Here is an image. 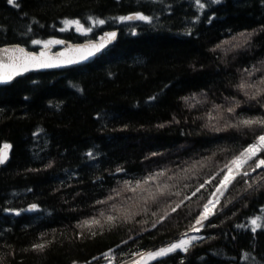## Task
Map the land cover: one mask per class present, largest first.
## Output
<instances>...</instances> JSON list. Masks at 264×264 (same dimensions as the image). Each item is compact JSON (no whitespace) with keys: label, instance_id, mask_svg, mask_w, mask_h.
<instances>
[{"label":"trees","instance_id":"obj_1","mask_svg":"<svg viewBox=\"0 0 264 264\" xmlns=\"http://www.w3.org/2000/svg\"><path fill=\"white\" fill-rule=\"evenodd\" d=\"M15 2L21 7L0 0V45L24 44L30 38L47 39L49 36L81 41L103 30L117 28L119 32L114 43L87 64L61 71L29 73L0 86V109H3L0 111V144L11 145L9 159L0 165V209L23 208L32 202L41 205L37 212H25L20 216L0 211V233L5 234L0 244H10L17 250L15 256L7 258L8 264H70L73 259L91 260L93 256L97 257L93 264H103L99 253L126 240V229L105 231L103 236L98 235L95 239L74 244L65 242L63 246L58 238L56 244L42 255L18 250L46 228H57L59 237L62 225H70L75 218L87 214L84 203L91 204L93 198H99V186L93 177L107 179L105 169L113 171L121 165L130 173L139 174L144 168L141 158L149 152L167 150L176 154L177 148L185 145L186 151L179 153L183 158L199 148L211 149L215 144L238 149L239 145L250 142V134L200 131L199 122L193 127L191 117L206 111L210 105L189 112L178 98L203 88L208 93V100L218 104L223 102V96L237 95V99L243 100L226 85L235 82L238 68L248 67L264 58V32L257 33L253 46L244 52L223 54L209 49L225 39L229 31H251L264 25V4L261 0H221L220 4L208 7L207 0H201L206 3V9L199 12L198 22L189 19L187 27H192L193 33L187 35L182 31L186 26L185 18L199 11L194 0ZM132 11H143L155 19L151 24L142 21L113 23L108 19ZM212 12L216 15L210 22H205ZM90 14L105 19L106 24L95 27L87 35L72 29L60 31L65 17L81 18V22L89 26L86 17ZM130 27L137 28L136 34L130 32ZM27 28L32 30L23 35ZM25 46L36 48L30 43ZM218 55H225L227 66L216 59ZM164 85L169 86L161 93ZM153 94H159V99L146 102ZM241 108L246 114H254L247 112L244 104ZM97 113L108 115L100 118ZM173 114L181 121L179 125L156 127L170 121ZM186 115L189 116L187 123L184 121ZM37 128L43 131L33 138L32 133ZM181 128L191 135H181ZM214 135L221 139H211ZM227 135L233 139H225ZM89 148L100 153L94 162L83 155ZM225 155L230 153L218 154L216 159L222 163ZM168 159H175V155ZM49 160L54 161L53 166L45 169L43 165ZM73 168H78V177L71 176L70 171L65 172V169ZM116 177L127 178L121 174ZM61 181L68 187L60 188ZM114 183L113 179L104 186L112 187ZM29 188L31 192L26 191ZM53 188L59 191L54 194ZM74 192L83 195L73 201ZM243 204L244 201H240L236 205L240 211L220 229L210 230L217 239L207 240L194 249L189 264H253L254 260L260 264L264 261V230L258 229L253 234L250 228L234 227L247 224L246 217L259 214L264 195L249 199L247 207ZM73 208H78V212L73 213ZM187 223L186 219H180L178 225L166 223L159 231L143 235L142 242L145 246H158L161 241L175 238ZM121 248L127 252L132 248V241ZM8 251L0 248V252ZM245 255L246 260L239 258Z\"/></svg>","mask_w":264,"mask_h":264},{"label":"snow or ice","instance_id":"obj_2","mask_svg":"<svg viewBox=\"0 0 264 264\" xmlns=\"http://www.w3.org/2000/svg\"><path fill=\"white\" fill-rule=\"evenodd\" d=\"M7 3L16 8L21 7L15 0H7ZM220 3L221 0H207L208 7ZM261 3L264 4V0H261ZM194 6L199 10L198 13L185 18L186 26L182 29L187 35L193 33V28L187 27L189 19L198 22L201 18L199 12L206 9V3L194 0ZM215 15L216 13L212 12L205 22H210ZM108 19L113 23L142 21L151 24L155 17L143 11H132L128 14L110 16ZM86 22H90L89 26H85L81 18L65 17L62 19L64 27L60 31L64 32L74 26L76 33L86 34L92 33L95 27L106 24L105 19L91 14L87 15ZM31 30L27 28L22 34L26 35ZM129 30L132 34L137 32L136 27H130ZM259 32H264V25L251 31L244 30L237 33L229 31L226 38L214 44L209 51L223 54L247 51L253 46V40ZM117 35L118 30L113 28L103 31L98 39H88L82 44H68L66 48L57 52L51 51V46L63 45L67 42L55 36H49L47 39L30 38L24 44L4 43L0 46V83L13 81L15 77L32 69L58 68L88 60L110 46ZM27 43L42 47L38 52L30 51L25 46ZM216 59L227 66L225 55H218ZM236 72L235 82L226 87H230L243 100L237 99V95L223 96V102L218 104L215 100H208V93L203 88L199 92H192L178 99L184 102L189 112L210 105L206 111L191 117L193 127L199 122L200 131L213 134H250V142L246 141L245 144L239 145L238 149H230L226 144H215L211 149L199 148L183 158L179 153L186 151L185 145H180L176 154L167 150L149 152L141 158L144 168L139 174H132L121 165H117L113 171L105 169V172H108L107 179L104 176L93 177L96 185L99 186L97 190L99 198H93L91 204L84 203L87 214L75 218L70 225H62L59 237L57 228H46L38 232L33 241L18 251L23 253L31 251L42 255L56 244L58 238L60 245L63 246L65 242L69 244H74L76 241L83 242L85 239H95L98 235L103 236L105 231L112 232L124 228L128 232V238L99 253L103 264H162L163 261L167 264H189V257L194 255V249L207 240L217 239L210 230L220 229L225 221L236 216L240 211L236 205L240 201H244L242 206L247 207L249 199L264 195V58L251 63L248 67L238 68ZM168 86L164 85L160 90L161 93ZM158 99L159 94H153L146 98V102H155ZM242 104L247 106V112L254 114H246L245 109L241 108ZM107 115L97 113L100 118H107ZM188 119L189 116H184L185 123ZM180 123L181 121L173 114L170 121H165L156 127L164 128ZM123 127L127 128V125ZM42 131L37 128L32 133L33 138ZM180 131L181 135H191L185 133L183 128ZM224 138L233 139L231 135ZM211 139L219 140L221 136L214 135ZM44 145L47 146V140L44 141ZM10 147L7 142L0 144V165H4L9 159ZM227 153L230 155H225L222 163L216 159L218 154ZM83 155L94 162L95 157L100 153L89 148ZM170 155H175V159H168ZM53 163V160H49L43 167L50 168ZM82 163L86 164V162ZM69 171L71 176H79L78 168L65 169L66 173ZM116 174L127 178H117ZM113 179L114 185L105 188L104 185ZM67 187L64 181L60 182V188ZM26 191L31 192V189ZM57 191L58 188H53L54 194ZM82 195L81 192L72 193L73 201ZM40 208L39 203L32 202L23 208L4 207L0 211L20 216L25 212H37ZM71 211L76 213L78 208H73ZM173 217H176V221H173ZM180 219H186L188 223L175 238L161 241L158 246H145L142 242L143 235H151L152 231H159L169 222L178 225ZM246 219L247 224H236L234 227L250 228L253 234L258 229L264 230V204L260 205L259 214L248 216ZM213 220H217L218 223H212ZM7 231L10 232L11 229ZM4 235L0 233V240ZM129 241H132V248L125 252L121 245L128 246ZM0 248L10 250L6 253L0 252V264H8L7 258L15 256L17 250L7 243L0 244ZM181 253L185 255L182 256ZM239 258L245 259L246 255ZM95 261L97 257L93 256L91 260L73 259L70 264H93ZM253 264H256L255 260ZM260 264H264V261Z\"/></svg>","mask_w":264,"mask_h":264},{"label":"water","instance_id":"obj_3","mask_svg":"<svg viewBox=\"0 0 264 264\" xmlns=\"http://www.w3.org/2000/svg\"><path fill=\"white\" fill-rule=\"evenodd\" d=\"M109 30H112V29H108V30H104V31H109ZM117 30H118V29H117ZM102 32H103V31H102ZM102 32H100L99 34H97L94 38H90V39H98L99 36L102 34ZM118 32H119V30H118ZM62 40L66 41L67 43H66V44H63V45H60V47L57 48V49H55V48L53 47V45H52V46H51V51H53V52L60 51L61 49L66 48V47L68 46V44H82V43H85V41L88 40V39L83 40V41H78V42H73V41H70V40H68V39H62ZM115 40H116V39H115ZM115 40H113V41L111 42L110 46L114 43ZM0 46H3V45H0ZM108 47H109V46H108ZM108 47H107V48H108ZM40 48H41V47H39V48H37V49H35V50H30V51H37V52H38V51L40 50ZM107 48H106V49H107ZM28 50H29V49H28ZM103 51H104V50H102V51H101L100 53H98L97 55H95V56L89 58L88 60L81 61V62L76 63V64H72V65H63V66L58 67V68L32 69V70H30L29 72L23 73L22 75H20V76H18V77H21V76L27 75V74H29V73H36V72L61 71V70H66V69H69V68H72V67H75V66H78V65L87 64V63L93 61V60H94L97 56H99ZM18 77H15V78L13 79V81H14L16 78H18ZM13 81L6 82V83H0V86H1V85H8V84H10V83L13 82Z\"/></svg>","mask_w":264,"mask_h":264},{"label":"rangeland","instance_id":"obj_4","mask_svg":"<svg viewBox=\"0 0 264 264\" xmlns=\"http://www.w3.org/2000/svg\"><path fill=\"white\" fill-rule=\"evenodd\" d=\"M62 27H64V25H63V24L61 25V28H62ZM61 28H60V29H61ZM68 29H72V30H74V31H75V28H74V26H73V27H71V28H68ZM68 29H67V30H68ZM75 32H76V31H75ZM79 34H80V33H79ZM87 34H88V33H86V34H81V35H87ZM56 38H57V37H56ZM57 39H60V38H57ZM34 46H36V48H38V47H41L42 45H40V46L34 45ZM244 260H246V258H245Z\"/></svg>","mask_w":264,"mask_h":264}]
</instances>
